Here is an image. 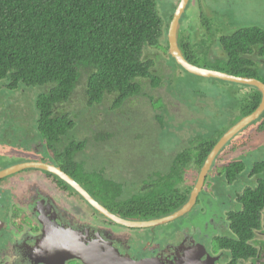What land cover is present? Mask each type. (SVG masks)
Here are the masks:
<instances>
[{
    "label": "trees",
    "instance_id": "1",
    "mask_svg": "<svg viewBox=\"0 0 264 264\" xmlns=\"http://www.w3.org/2000/svg\"><path fill=\"white\" fill-rule=\"evenodd\" d=\"M172 17L173 13L164 25L157 0H0V89L17 90L20 86L31 90L39 89L33 105L37 114L36 119L33 118L36 137L41 144L46 143L55 151L60 164H63V171L92 197L108 203L112 200L113 205L119 206L118 208L120 203L123 204L126 208L118 211L122 215H137L138 209L149 200L153 203L163 201L162 205H169L168 210L160 212L161 215L176 211L184 200L173 204L169 203V199L165 200V197L178 190L177 183L183 179L182 175L178 169L175 171L174 167L167 174L158 172L156 184H151L152 188H147L148 194L143 196L134 192L130 185L108 180L98 174L106 176L103 169L99 172H89L85 162L79 157L85 147L84 144L81 145L82 142L69 143L61 151L53 147L56 141L62 140L63 135L65 137L69 129L79 127L87 120L86 117L77 118L73 111L64 110L59 113V108L72 101L79 86L85 87L84 97L88 107L102 104L109 97H114L113 107H120L136 95L147 96L142 86L144 79L149 81L150 89L155 90L165 84L168 88V82H163L168 78L167 75L162 74L160 69L157 70L156 65H161L165 58L160 56L162 54L157 53V50L165 46V61L168 66L171 70L182 71L174 61H170L172 57L168 55L167 32ZM208 45H211L210 48ZM208 45L201 43L202 58H198L192 53V47L186 38L179 36L180 50L190 63L196 65L195 62L204 60L203 68L210 66L208 69L237 77L255 78L264 83L258 76L260 63L256 62V58H264V29H239L230 35L221 36L215 46ZM147 49L148 54L144 57ZM211 49H218L213 59L209 58ZM220 52L224 57L220 56ZM172 75L173 73L169 74V77ZM82 79L85 80L81 82ZM176 81V89L182 97L171 94V103L160 97L152 102L157 113L148 122L151 126L150 134L154 135V138L158 132V137L161 133L163 136L169 127L177 129V133L184 132L177 122L191 119L190 113L185 119L177 118L178 113H184L185 110L188 111L187 108H191L192 105L187 101L186 107L175 113L179 104L185 101L184 95L190 94L188 79L178 77ZM221 83L223 84V81ZM225 84L232 88L235 86L228 82ZM223 86L228 85H220L221 93L226 92L224 97L231 98L234 93L231 87L228 90ZM31 90L29 99L33 98ZM194 93L200 96L199 92ZM241 93L238 97L235 95V107H232V102L229 101L231 104L222 105L225 108L219 113L225 114L226 118L232 121V125L253 113L261 102L262 94L255 87L243 86ZM192 107L194 110L196 106ZM196 110L198 123L186 134L188 139H184L186 135L179 138L176 134L174 141L170 143V151L166 152L171 153L173 145L185 140L187 143L182 144L183 150L176 151V154H186L192 144L196 145L212 136L213 131L205 133V126L199 119L200 111L197 108ZM229 119L223 123L218 121L217 124L227 128ZM140 120V115L135 109L129 110L124 117L118 119L125 126V130L128 124ZM195 121L196 118L192 124ZM212 121L217 120L213 117ZM257 121H264V112ZM121 131L119 129V132ZM203 133V139L197 141L198 134L200 138ZM142 136L144 135L139 133L138 138ZM107 137L111 139L106 132L95 134L94 143L105 142ZM211 147L212 145H209L203 153L200 166ZM240 166L239 162H234L224 167L225 176L230 182L239 175L256 176L257 182L256 186L245 188L244 194L240 196L243 208L241 207L242 210L230 220L236 237L232 240H217L221 247L231 250V264L257 258L255 237L256 233L264 228V159L255 162L248 174L247 170L242 173ZM47 175L54 180L53 184L63 190L74 191L58 177L50 173ZM94 176L96 179L93 182ZM106 192H111L109 198L104 196ZM184 198L186 201L187 196Z\"/></svg>",
    "mask_w": 264,
    "mask_h": 264
},
{
    "label": "flooded vegetation",
    "instance_id": "2",
    "mask_svg": "<svg viewBox=\"0 0 264 264\" xmlns=\"http://www.w3.org/2000/svg\"><path fill=\"white\" fill-rule=\"evenodd\" d=\"M179 3L180 1L177 2V5ZM217 33L220 34L218 37L219 39L221 36L230 35L233 32L227 34H223L222 32ZM180 37L185 38V34L181 32ZM60 109L61 108H59V113H61ZM229 121L230 122H227V128L217 124L216 126L218 128L213 131L212 136L201 143L196 145L192 144L186 154L177 155L173 153L164 155V157L169 158V160L166 161L161 158L159 152H156L155 155L153 153V156L148 158L149 163L155 164L159 172L161 171L167 174L170 172V169L174 167L175 171L178 169L182 175L183 179L177 183L178 190H174L165 197V200L169 199V203L173 202V204L181 199L184 200L182 205L171 214H160L162 210H168L167 207L169 206L167 204L162 205L161 203H163V201L153 203L149 200L143 207L138 209L137 215L135 213L132 215H122V213L118 211H122L123 208H126L123 204L120 203V208H118L119 206L113 205L114 203L112 200L109 201L111 203L110 205L108 202L93 198L112 214L133 222H149L162 219L184 209V207L190 203L191 193L197 184L199 173L213 148L225 137L227 132L237 124L232 125L230 124L232 121L230 119ZM263 122H256L255 127L254 124H251L239 134L229 139L214 160H212L204 184L199 190L195 201L191 204V207L178 218L156 227L126 228L117 225L92 208L76 194V192L63 190L56 184H53L54 180L47 175L48 172H43L45 180H40L45 184L43 186H46L47 190H42V192L30 191L28 194L25 193V199H20L15 195V191L19 186L18 184L8 185V179L10 180L13 178L12 176L0 180V264H84L81 260L69 259L64 261L59 258H54L57 254H52V244H48L51 237H58L61 232L71 230H81L84 233H88L85 239V242L88 244L92 241H97L99 239L98 236H103V239L106 242H112L113 247L116 249V251H113V254H116L115 256L117 257L116 260L129 257L137 263L145 260L144 262H147V264H187V261L191 259L194 264H231V250L227 247H221L217 240L219 238L232 240L236 237L231 229L230 220L243 208L240 203V196L244 194L245 188L256 186L257 180L256 176L239 175L231 182L228 178H226L227 180L224 179V182L218 177L221 173L226 172L224 167L234 162H239L241 165L240 170H243L242 173L246 170L247 174L252 171L254 163H247L246 160L248 158L246 157H256H251L252 152H250L249 148L251 146L253 148L257 147V145H253L252 143L254 139H259L261 137V135L257 136V134L264 131ZM86 124L88 123L82 122L79 127L74 126L72 129H69L65 137L63 135L61 137L62 140L56 141L53 147H55L57 151H61L67 144L79 141L82 142L81 145H85V150L87 141L79 139L77 130ZM252 127L254 128L251 131ZM245 133L249 134L246 135L247 137H242ZM36 139L38 140L37 137ZM107 139L110 138L107 137ZM88 142L91 143V141ZM114 144L112 143L111 146ZM209 145H212L211 150L200 166V161L202 157H204L203 153L207 151ZM35 148L36 144L29 153L31 157L35 156L37 158H32L27 161L50 162L61 169L63 168V164H60L55 151L49 148L46 143L41 144L40 142V148L37 149V151H35ZM259 150H264V146ZM83 153L84 151L79 155L81 159L82 156H85ZM7 157L9 156L3 157L2 160L9 161V159L12 158ZM218 160H222L223 165L218 168L219 170L215 178L221 182L223 181L222 183L226 186L235 184V197H225V200L219 203L214 201L207 202L208 199L204 198L201 200L204 195H210L209 200H213L212 198L214 196H219L218 194H214V184L211 185L212 191L209 193L208 190L211 189H206V186L211 180L209 173L216 169V162ZM194 167L199 170L196 181L192 187L184 189V177L187 172ZM158 171L154 172V182L151 183L152 185L156 184L155 179ZM238 179H241L240 184H238ZM151 184L145 183L141 185L132 182L130 186H132V189L134 192H137V194L140 193L146 196V194H148L147 188H152ZM208 187H210V185ZM132 189L131 193H133ZM110 193L111 192H106L104 196L109 198L111 196ZM185 196H187L186 201L184 198ZM80 198L85 206L90 209V213L87 215L88 218H85L87 219L86 221L76 217V213L74 212L75 205L77 204L76 201H79ZM237 203L240 204V209L238 210L234 208V205ZM197 206L198 209L195 211ZM206 211L209 212L210 217H204L205 213H207ZM200 214H202L203 217H199ZM139 215H141V217H139ZM171 224H174L172 228L171 226L166 227ZM258 233L264 235V228L258 231L256 235ZM73 235L76 237V233ZM255 240L258 249L257 258H250L248 261H243L240 264H264V241H257L256 237ZM258 245L260 246L258 247ZM110 253L111 252H107V257Z\"/></svg>",
    "mask_w": 264,
    "mask_h": 264
},
{
    "label": "rangeland",
    "instance_id": "3",
    "mask_svg": "<svg viewBox=\"0 0 264 264\" xmlns=\"http://www.w3.org/2000/svg\"><path fill=\"white\" fill-rule=\"evenodd\" d=\"M178 1L181 2V0H157L159 14L164 21V25L167 23L169 16L177 9ZM252 27H260L264 29V0H190L180 20L179 36L181 32H183L187 43L192 47V53L196 57L202 58L200 51L202 41L204 42V45L214 44L215 46V43L220 36L217 32L227 34L239 29ZM215 34L217 36H215ZM210 46L211 45H208L207 47L210 48ZM164 48L165 46L157 50V53L162 54L160 56L165 58L162 60L161 65H156V69H160L162 74L167 75L168 78H165L163 82H168V88L165 84L155 90L150 89L149 81L144 79L142 86L144 92L147 93V96L141 94L136 95L126 100L120 107H113L112 102L114 97H109L102 104H94L93 106L88 107L86 98L84 97L85 87L79 86L76 93L73 95L72 101L60 109V111H73L77 118H87L84 122H87L88 124L81 126L77 132L80 140L87 141L86 149L83 153L85 156H82V160L85 161V167L89 172H99L103 169L106 176L101 173L98 174L108 180L123 183L125 185H130L132 182H138L141 185L145 183L151 184L154 182V172L158 170L155 164L149 163L148 158H151L153 153L155 155L156 152H159L161 158L168 161L169 158L164 157V155L173 154L176 153V151L183 150L182 144L186 145L187 141L185 140L188 139L186 134H189L193 129L192 126L196 127L198 123L196 108L200 111L199 119L205 126L206 133L214 131V126L217 125L218 121H221L222 123L226 121L227 118L225 114H219L222 108H225L222 105H229L231 104L230 102H232V107H235V95L238 97L242 94L241 90L243 85L234 84L235 86L232 88L229 84H225V82L222 84L221 81H218L217 79H204L192 75L179 66L176 60H173V57L170 61H174V64L181 67L183 72L181 70H171L165 61L167 59V54L164 52ZM148 50L149 49L144 52V57L148 54ZM217 51L218 49L209 50V58L213 59ZM220 56L224 57L221 52ZM256 62L260 63L257 69L258 76L260 79L264 80V58H256ZM195 64L199 67H205L204 60L201 62H195ZM172 73L173 75L169 77V74ZM178 77L189 80L190 94L187 93L188 97L184 95L183 98L185 101H182V103L179 104L175 113L186 107V101L188 104H191L194 107L196 106L194 108L195 111L191 106V108H187L188 111L185 110L184 113H178V119H185L187 114L189 115L190 113V121L183 120L177 122L179 123V126L181 125L184 132L177 133V129L169 127L164 131L163 136L161 133L160 137H158V132L154 138V135L150 134L151 126L148 122V120L152 119L153 115L157 113L152 102H155L160 97L164 99V101L171 103V94L176 97H182L181 93L176 89V85H178L176 78ZM84 80L85 79H82L81 82ZM220 85H228L223 86V88L228 90L231 89L232 92H234L231 98L227 99L224 97L226 92L221 93ZM229 87L231 88L229 89ZM30 90L31 89L27 87L20 86L17 90L5 88L0 91V171L24 161L29 162L27 161L29 159L37 158L35 156L31 157L29 153L30 150L32 151L35 144V151L40 148V141L36 139V131L33 122V118L36 119L37 114L30 104L32 102V105H34V100L39 93V89L35 88L34 90H31L33 95L32 99L28 98ZM194 92H199L200 96L196 95ZM151 98H153L152 101ZM132 109H135L139 113L141 120L137 123L132 122L128 124L125 130V126H123L122 122H119L118 119L119 117L121 118V116L124 117V114ZM213 117L217 121H212ZM195 118L196 121L192 124V121ZM168 123L170 124V122ZM254 127L251 128V131ZM119 129L122 131L119 132ZM104 132L110 135L111 139L95 144V134L100 135ZM139 133L144 136L138 138ZM205 133L201 134L200 138H198V134L197 141L203 139ZM249 133L243 134L242 137H245ZM176 134L179 138H182L185 135L187 137L184 138V141L179 139L181 142H177L173 145L171 153H167L166 151H170V143L174 141L173 139ZM259 135H261V137L259 139H254L252 143L253 145H257V147L253 148L251 146L249 148L250 152H252L251 157L256 156L254 158H250L249 156L246 157L248 158L246 162L249 164L264 159V150H259L264 146V131L257 134V136ZM119 139L120 141H118ZM88 141H91V143ZM111 142L117 145L114 144L113 146H110ZM2 153L9 156L7 158H12H10L9 161H3L1 156ZM14 155H18L20 158H16ZM177 155H180V153L178 152ZM222 165V160L216 162V169L209 173L211 180L209 178L210 181L206 186V189H211V185L214 184V194H218L219 196L211 197L213 200H209L210 195H204L201 200L204 198L208 199L207 202L214 201L219 203L220 201H224L225 197H235V184L232 186H226L222 183L223 181L225 182L224 179H226L224 172L218 177L223 180L222 182L215 178V175L219 170L218 168ZM198 171L199 170L194 167L187 172L184 177V189H189L194 185ZM44 176L45 175L42 171L26 170L12 176L13 178L10 180L8 179V185L18 184L19 186L15 191V195L20 199H25V193L28 194L30 191L42 192V190H47V187L43 186L45 184L40 182V180H45ZM95 179L96 176L93 177V182ZM240 183L241 179H238V184ZM209 185L210 187H208ZM210 191H212V189L208 190V193ZM76 202L77 204L74 208L76 217L86 221L87 219L85 218H88L87 215L90 213V209L85 206L81 198ZM234 208L236 210L240 209V204L237 203L234 205ZM197 209L198 206L195 208V211ZM206 212L207 213H205L204 217H210L209 212ZM199 217H203V215L200 214ZM170 226L172 228L174 224L166 227ZM256 239L257 241H264V235L258 233ZM259 246L260 245H258V247Z\"/></svg>",
    "mask_w": 264,
    "mask_h": 264
},
{
    "label": "water",
    "instance_id": "4",
    "mask_svg": "<svg viewBox=\"0 0 264 264\" xmlns=\"http://www.w3.org/2000/svg\"><path fill=\"white\" fill-rule=\"evenodd\" d=\"M190 0H181L177 9L174 12L172 21L170 22L169 29L167 32V38L169 42V55L173 57L174 60L188 73L204 78V79H217L219 81L239 84L243 86H250L257 88L262 94V100L258 108L250 115L242 118L235 126H233L221 139V141L213 148L211 154L204 163L201 172L199 173L197 184L191 193V199L189 204L184 207V209L177 211L176 213L158 220H153L149 222H133L122 219L106 208L99 204L78 182H76L72 177L65 173L61 168L53 165L50 162H40V161H29L22 162L11 167L5 168L0 171V180L8 178L10 176L16 175L24 170H39L42 172H48L63 182L70 186L85 202H87L92 208L100 212L103 216L112 220L117 225L126 228H146V227H156L168 223L179 216H181L186 210L191 207V204L195 201L197 194L204 184L205 177L210 170L212 160L217 156L222 147L241 131H243L247 126L256 122L260 115L264 112V83L255 78L248 77H237L225 72L216 71L213 69H207L203 67L196 66L190 63L185 56L182 54L179 47V28L180 20L185 12V9ZM76 233V237L73 235ZM88 233L83 231H66L61 232L58 237H51L49 245L52 244L51 251L52 254H57L54 258H59L64 261L69 259L81 260L84 264H147L144 262H135L129 257L119 258L116 260V254L113 251L116 249L113 247L112 242H106L103 236H98L97 241H92L90 244L85 242ZM47 244V245H48ZM54 245V246H53ZM107 252H111L107 257ZM51 254V255H52ZM123 259V260H122ZM185 264V263H184ZM187 264L192 263L191 259L187 261Z\"/></svg>",
    "mask_w": 264,
    "mask_h": 264
},
{
    "label": "crops",
    "instance_id": "5",
    "mask_svg": "<svg viewBox=\"0 0 264 264\" xmlns=\"http://www.w3.org/2000/svg\"><path fill=\"white\" fill-rule=\"evenodd\" d=\"M202 43H204V42L202 41ZM30 105L32 106L33 110L35 111V108L33 107L32 102H31ZM36 111H37V110H36ZM1 156H2V158H3V157H5V156H7V155H5V153H2ZM14 156H15L16 158H19L18 155H14ZM40 182H41V181H40Z\"/></svg>",
    "mask_w": 264,
    "mask_h": 264
},
{
    "label": "clouds",
    "instance_id": "6",
    "mask_svg": "<svg viewBox=\"0 0 264 264\" xmlns=\"http://www.w3.org/2000/svg\"><path fill=\"white\" fill-rule=\"evenodd\" d=\"M178 5H179V4H178ZM174 10H175V9H174ZM173 14H174V13H173ZM172 18H173V17H172ZM171 21H172V20H171ZM171 21H170V22H171ZM252 124H254V125H255V122H254V123H252Z\"/></svg>",
    "mask_w": 264,
    "mask_h": 264
}]
</instances>
